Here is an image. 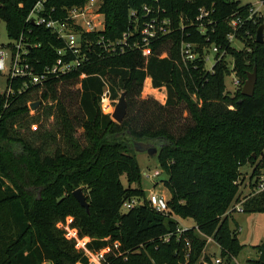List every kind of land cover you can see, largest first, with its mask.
Returning a JSON list of instances; mask_svg holds the SVG:
<instances>
[{"label": "trees", "instance_id": "obj_1", "mask_svg": "<svg viewBox=\"0 0 264 264\" xmlns=\"http://www.w3.org/2000/svg\"><path fill=\"white\" fill-rule=\"evenodd\" d=\"M37 1L0 0V20L8 38L21 39L27 61L41 71L56 61L64 44L50 30L26 21ZM86 1L45 0L42 15L64 20L69 9ZM143 7L169 20V32L151 41L146 57L131 48L139 35L130 12L141 18ZM249 8L236 0H101L104 29L81 34L78 58L83 61L76 69L42 85L7 79L6 90L14 93L0 94V264H89L56 227L66 218L89 239L88 251L118 244L102 264H213L214 254L199 261L201 236L216 243L223 264L227 255L237 257L241 248L228 220L236 212L231 204L238 201L240 168L255 159L264 166V43L255 41L263 18H249ZM201 9L207 16L196 21ZM232 18L241 20L234 29L228 25ZM123 33L129 35L126 45L115 53L103 48ZM230 33L245 46L234 49ZM182 42L196 46L195 61L182 60ZM211 45L218 53L209 71L202 49ZM72 58L67 54L64 60ZM226 58L244 79L256 69L252 97L242 96L241 89L225 90ZM147 78L153 88L165 89L164 104L141 98ZM73 86L74 93L68 91ZM122 92L127 112L116 123L101 111V103L106 95L117 101ZM38 94L46 104L33 118L27 103ZM27 118H51L52 128L16 129ZM133 142L158 143L155 156L166 174L161 183L170 195L167 208L192 219L195 227L181 229L170 214L148 205ZM78 188L88 212L72 196ZM132 198L138 203L122 213L123 203ZM242 212H264V192L246 199Z\"/></svg>", "mask_w": 264, "mask_h": 264}, {"label": "rangeland", "instance_id": "obj_2", "mask_svg": "<svg viewBox=\"0 0 264 264\" xmlns=\"http://www.w3.org/2000/svg\"><path fill=\"white\" fill-rule=\"evenodd\" d=\"M239 2L240 5H249V14H255L261 16L264 19V0H236ZM100 2V1H99ZM98 21L104 23V18L102 15L96 18ZM261 25V24H260ZM259 27V26H258ZM231 46L236 49L240 50L245 45L243 43L238 42L237 40L233 39L231 42ZM8 44H13L5 30V23L3 20H0V46H3L5 49L7 48ZM8 53L9 51L6 50ZM220 52V50H219ZM221 55V53H219ZM216 57V56H215ZM215 57L211 54L207 63L205 65V69L209 70L212 67L213 59ZM226 63L229 67L230 74L225 77V90L229 94H234L235 90L241 89L243 83L245 81L244 77L241 76L239 73L233 70V63L230 58H226ZM8 66V64H7ZM249 72H252L249 70ZM7 71L0 73V94L4 93L6 90V83H7ZM243 83L241 84V82ZM235 82V85H234ZM77 87L73 86L70 87L68 91L76 92ZM40 94L37 96L33 95L28 103V112L29 116L33 118H37V115H40L41 107L44 106L46 103H42L43 101L39 98ZM107 96V95H106ZM153 98L160 104H164L166 93L165 89H155L151 86L150 79H146L142 86L141 91V98ZM31 103H38V106L35 109H30L29 104ZM117 101H111L110 98L107 96V100L101 103V111L104 114L111 115ZM41 117V116H40ZM45 120H40L39 122H33L31 119L27 118L26 120L22 121L20 126H17L16 129L19 131L26 133V131L35 132L39 129V126L42 125V128L49 129L52 128V120L48 118L46 122ZM81 130L77 131L76 135H79ZM58 143V142H57ZM151 145L153 148H158L157 142H149L147 143ZM62 145V144H60ZM63 146V145H62ZM50 148L49 145L46 146ZM53 145H51V150ZM47 153H51L47 151ZM45 155V154H44ZM136 160L138 162L139 167V186L144 192L145 196L147 197L151 192L163 196L166 200L169 199L170 195L168 190L163 186L161 183L162 180L166 179V174L161 170L157 158L155 155L149 156L145 152H135ZM157 171L159 172L158 177H151L152 174ZM264 174V166L260 163L258 159L255 160H248L245 166L240 168V176L237 181V195L238 201H235L231 204V207H236L238 205L242 206V203L248 199L249 197H253L256 192V184L260 177ZM121 184L124 188L128 187L126 177L123 175L120 178ZM131 188L137 187V184H131ZM122 213H125L127 210L125 208L121 209ZM170 214L171 218H173L176 222H178L179 227L181 229H190L195 227V222L189 218H180L171 214V211H167ZM228 226L230 230L235 231L237 233V240L240 246V251L237 257H229L226 256L224 264H252V261L258 260L259 257V248L260 245L264 241V212L259 213H245V212H236L232 213L228 220ZM56 227L64 232V236L67 239H72L75 243V248L79 249L86 255L89 259V264H98L103 262V259L106 254H108L112 248L111 246L116 249L118 244L112 243L109 244L110 246L99 251L93 252L88 251L85 248V244L89 240L85 237H80L75 228L72 226V219L66 218L64 221H58L56 223ZM200 237V236H199ZM203 241V250L199 257V261L205 260L204 257L206 255L211 256L212 254L219 255V247L216 243L205 237H200Z\"/></svg>", "mask_w": 264, "mask_h": 264}, {"label": "built area", "instance_id": "obj_3", "mask_svg": "<svg viewBox=\"0 0 264 264\" xmlns=\"http://www.w3.org/2000/svg\"><path fill=\"white\" fill-rule=\"evenodd\" d=\"M44 2L45 0H38L35 3L28 14L26 21L50 30L57 39L63 42L64 47L57 51V59L52 65L43 67L41 71H35L33 66L27 61V50L21 39L13 41V44L9 49L0 46V73L7 71V79H22L25 83L28 82L31 85H42L51 77H59L73 71L83 61V59L78 58V54L80 53L79 42L81 34L97 33L104 29V23L96 19L101 15L98 12L101 0H87L82 6L69 9L64 20L52 19L49 16L42 15ZM251 15L252 13L249 18ZM130 16L136 25L135 32L139 35V40L133 42L131 48L140 50L142 56L146 57L150 53L149 45L151 41L169 32V20L165 17L160 19L155 16V10L150 7L142 8L141 18H138L135 11H131ZM206 16L207 13L201 9L196 21H199L200 18ZM239 23H241L239 18H232L229 20L228 25L234 29ZM197 29L200 33H204V28L202 26L199 25ZM128 36L127 33H123L121 39L110 43L107 42L108 44L102 46L103 48H106L108 52L115 53L116 47L120 48L122 44L126 45L129 38ZM233 39H235V34L230 33L228 35V40L231 42ZM99 43L103 44L104 42L100 40ZM195 47L196 46L191 43H181L180 54L183 61L193 62L200 56L196 53ZM6 50H8L9 53ZM87 50H89V48ZM202 53L206 64L211 54L215 57L218 53V47L211 45L208 50L203 48ZM67 54L73 57L69 61L64 60V57ZM210 70L211 67L209 68V71ZM13 93L14 92L11 89L6 90L7 96ZM105 100H107V96H105L103 102ZM158 175L159 172L155 171L151 177H157ZM255 189L256 192L254 194L264 192V174L257 181ZM146 200L148 205L157 212L166 213L168 211L167 200L163 196L151 192L146 197ZM137 203L138 200L132 198L124 202L122 208L128 210L134 207ZM235 209L238 212H242L241 205L236 206ZM211 262L213 264H223V259L219 255H214L211 258Z\"/></svg>", "mask_w": 264, "mask_h": 264}, {"label": "water", "instance_id": "obj_4", "mask_svg": "<svg viewBox=\"0 0 264 264\" xmlns=\"http://www.w3.org/2000/svg\"><path fill=\"white\" fill-rule=\"evenodd\" d=\"M255 41L258 44L264 43V19L263 23L259 25L255 34ZM256 83V69L254 68L252 72L246 74V79L241 88V95L244 97H252L254 94V87ZM38 103L29 104L30 109H35ZM127 112V104L125 99V92H122L117 99V103L110 115L111 119L116 123H121ZM132 147L135 152H145L147 155L152 156L157 152L156 148L151 147V145L143 142H133ZM73 198L76 202L88 212V202L82 192L81 188L76 189L72 192ZM258 261L264 263V241L259 248Z\"/></svg>", "mask_w": 264, "mask_h": 264}, {"label": "crops", "instance_id": "obj_5", "mask_svg": "<svg viewBox=\"0 0 264 264\" xmlns=\"http://www.w3.org/2000/svg\"><path fill=\"white\" fill-rule=\"evenodd\" d=\"M148 79V78H147Z\"/></svg>", "mask_w": 264, "mask_h": 264}]
</instances>
